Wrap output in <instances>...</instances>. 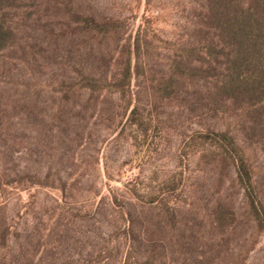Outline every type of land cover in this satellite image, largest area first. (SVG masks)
Masks as SVG:
<instances>
[{"label":"rangeland","instance_id":"obj_1","mask_svg":"<svg viewBox=\"0 0 264 264\" xmlns=\"http://www.w3.org/2000/svg\"><path fill=\"white\" fill-rule=\"evenodd\" d=\"M207 6L0 0V264H264L218 136L264 201V133Z\"/></svg>","mask_w":264,"mask_h":264},{"label":"trees","instance_id":"obj_2","mask_svg":"<svg viewBox=\"0 0 264 264\" xmlns=\"http://www.w3.org/2000/svg\"><path fill=\"white\" fill-rule=\"evenodd\" d=\"M207 3V20L217 37L230 47L227 86L236 98L256 108L254 122L264 133V0H207ZM13 32L11 26L0 20V50L5 48ZM84 84L85 88L93 89L96 81L86 76ZM218 136L224 144L222 149L233 159L255 227L264 233V201L254 181L246 150L231 134Z\"/></svg>","mask_w":264,"mask_h":264}]
</instances>
